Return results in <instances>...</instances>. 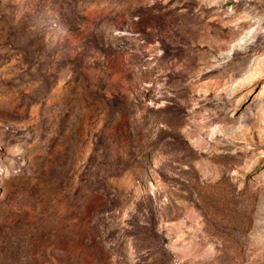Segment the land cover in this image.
<instances>
[{"label":"rangeland","instance_id":"1","mask_svg":"<svg viewBox=\"0 0 264 264\" xmlns=\"http://www.w3.org/2000/svg\"><path fill=\"white\" fill-rule=\"evenodd\" d=\"M0 264H264V0H0Z\"/></svg>","mask_w":264,"mask_h":264}]
</instances>
